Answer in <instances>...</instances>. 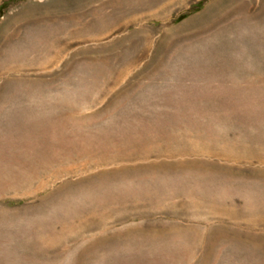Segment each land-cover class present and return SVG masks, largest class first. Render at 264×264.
Here are the masks:
<instances>
[{"label": "rangeland", "instance_id": "rangeland-1", "mask_svg": "<svg viewBox=\"0 0 264 264\" xmlns=\"http://www.w3.org/2000/svg\"><path fill=\"white\" fill-rule=\"evenodd\" d=\"M0 264H264V0H0Z\"/></svg>", "mask_w": 264, "mask_h": 264}]
</instances>
